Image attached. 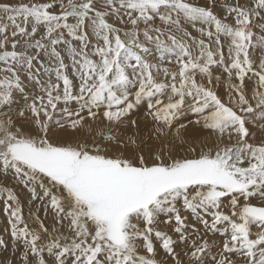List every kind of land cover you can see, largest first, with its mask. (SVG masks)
I'll return each instance as SVG.
<instances>
[{
  "label": "snow or ice",
  "instance_id": "snow-or-ice-1",
  "mask_svg": "<svg viewBox=\"0 0 264 264\" xmlns=\"http://www.w3.org/2000/svg\"><path fill=\"white\" fill-rule=\"evenodd\" d=\"M0 204V264H264V0H0Z\"/></svg>",
  "mask_w": 264,
  "mask_h": 264
},
{
  "label": "bare ground",
  "instance_id": "bare-ground-1",
  "mask_svg": "<svg viewBox=\"0 0 264 264\" xmlns=\"http://www.w3.org/2000/svg\"><path fill=\"white\" fill-rule=\"evenodd\" d=\"M124 131H125V133L127 135H135L137 133L136 129H131V128H129L127 130H124ZM138 134H139L140 139H142L144 142L149 141V139H152V141L153 140L155 141L154 137L152 136L151 126L146 124V123H144L143 121H141V125H140V128L138 130ZM152 143H153V145H152L153 147L158 146V142L157 141L152 142ZM149 144H151V143H149ZM147 152L148 151H146V153ZM18 193H20V192L18 191ZM27 200H28V198H26L25 200L21 201V203L23 205V213H24L26 218H27L28 212H29V205L27 203ZM32 207L34 209V205ZM0 208H2V204H0ZM0 216L3 217V219L0 220V232H2L3 229L6 227V217H4L2 211H0ZM46 223H48V221H46Z\"/></svg>",
  "mask_w": 264,
  "mask_h": 264
},
{
  "label": "rangeland",
  "instance_id": "rangeland-1",
  "mask_svg": "<svg viewBox=\"0 0 264 264\" xmlns=\"http://www.w3.org/2000/svg\"><path fill=\"white\" fill-rule=\"evenodd\" d=\"M125 135H127V134L125 133ZM152 142H155V141L154 140L152 141V139H149V141L145 142L146 144L144 143V145L142 146L143 147V150L145 151V153H146V151H149L150 150L149 147H148V145H151L152 146L153 145ZM149 143H151V144H149ZM17 191H19V190H17ZM19 192L21 193V194L19 193V196H20L21 201H23L26 198H28V196H27L26 193H24L23 191H19ZM2 219H3V217L0 216V220H2Z\"/></svg>",
  "mask_w": 264,
  "mask_h": 264
}]
</instances>
